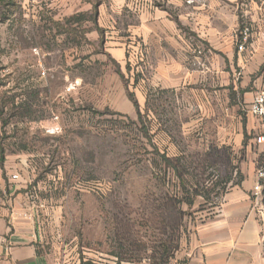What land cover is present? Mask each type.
Masks as SVG:
<instances>
[{
	"label": "rangeland",
	"instance_id": "rangeland-1",
	"mask_svg": "<svg viewBox=\"0 0 264 264\" xmlns=\"http://www.w3.org/2000/svg\"><path fill=\"white\" fill-rule=\"evenodd\" d=\"M7 3L0 6V146L24 158L16 174L40 252L65 264H154L157 241L174 234L168 264H180L189 227L213 213L244 163L259 158V122L246 150L197 119L182 94L145 89L147 102L138 105L136 61L121 66L84 38L87 16H71L60 0Z\"/></svg>",
	"mask_w": 264,
	"mask_h": 264
},
{
	"label": "crops",
	"instance_id": "crops-1",
	"mask_svg": "<svg viewBox=\"0 0 264 264\" xmlns=\"http://www.w3.org/2000/svg\"><path fill=\"white\" fill-rule=\"evenodd\" d=\"M70 1V2H69ZM60 0L87 16L84 33L116 63L136 61L138 105L145 89L182 94L200 121L224 141L250 149L252 97L264 91V0ZM73 3V4H72ZM66 7V6H65ZM252 34L237 51L236 31ZM1 134V116H0ZM257 160L213 213L193 223L179 248L180 264H264V215L258 205ZM24 158L5 152L0 165V264H65L40 252L41 236L29 197L10 177Z\"/></svg>",
	"mask_w": 264,
	"mask_h": 264
},
{
	"label": "built area",
	"instance_id": "built-area-1",
	"mask_svg": "<svg viewBox=\"0 0 264 264\" xmlns=\"http://www.w3.org/2000/svg\"><path fill=\"white\" fill-rule=\"evenodd\" d=\"M194 0H189L191 3ZM251 36L250 28L248 25L241 26L235 33V40L237 43V51L243 52L245 50L244 45L248 42ZM71 89H67L66 92H70ZM248 112L259 122L260 127L262 128L263 135L258 136L255 139L257 145H264V91L257 92L251 99V102L248 107ZM57 119V118H55ZM255 177L258 180V198L261 194L262 186L260 182L264 180V166L258 168L255 173ZM10 179L13 182L18 183L19 176L18 174H13Z\"/></svg>",
	"mask_w": 264,
	"mask_h": 264
},
{
	"label": "trees",
	"instance_id": "trees-1",
	"mask_svg": "<svg viewBox=\"0 0 264 264\" xmlns=\"http://www.w3.org/2000/svg\"><path fill=\"white\" fill-rule=\"evenodd\" d=\"M7 2H8V0H0V6H5L6 4H8ZM71 18H72L71 20L66 19L65 21L66 22L72 21L71 23H73L74 19H73V17H71ZM85 32H87V30L84 31L83 33H85ZM23 105L24 104H22V102H20L17 105H15L16 106L15 108H21V107H23ZM135 107L137 108V104H135ZM0 116H1V106H0ZM1 126H3V125L1 124ZM4 154H5V152H4L3 148H1V146H0V165L3 162ZM161 158L166 165L173 167L172 160H170V159H168L162 155H161ZM263 159H264V145H263L262 152L259 155V158L257 160V164H258L257 168L264 166V165H262L259 167V165H260V163H262ZM196 195H200V193H196ZM186 204L188 207H190L192 204V200H186ZM168 238L169 239H167V241H160V240L157 241V244L154 247V251L157 255L156 260H158V262H156L154 264H168L169 259L172 257V253L177 250V245L174 244L175 240L177 241L176 236H174V234H172V239L170 238V236ZM86 264H91V263H86Z\"/></svg>",
	"mask_w": 264,
	"mask_h": 264
}]
</instances>
